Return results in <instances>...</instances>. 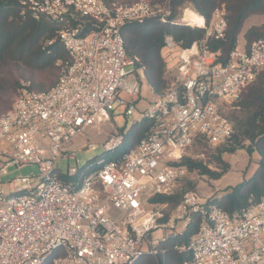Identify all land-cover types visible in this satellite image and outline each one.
<instances>
[{
	"label": "built area",
	"instance_id": "built-area-1",
	"mask_svg": "<svg viewBox=\"0 0 264 264\" xmlns=\"http://www.w3.org/2000/svg\"><path fill=\"white\" fill-rule=\"evenodd\" d=\"M18 6L23 17L61 25L56 35L69 60L53 87L36 92L22 85L0 115V264H133L143 253L156 256L166 238L181 236L193 213L200 221L188 243L178 247L188 252L182 264H264V195L232 214L192 190L170 213L168 202L152 200L175 194L188 172L178 163L196 135L211 146L231 138L234 129L223 105L238 101L264 66V36L248 48L236 46L223 63L204 41L183 48L166 37L164 49L176 54L177 70L169 88L153 93L141 113L155 120L148 135L121 159L108 160L123 131L112 135L98 160L83 171L61 173L55 169L59 157L77 161L63 151L65 145L112 119L115 105L126 112L130 103L121 93H140L142 69L125 51L122 27L152 18L171 22L169 0H19ZM201 17V25L188 23L205 28L206 37L223 38V6L208 23ZM27 164H36L39 174H18L4 191L1 177ZM109 207L119 215L108 213Z\"/></svg>",
	"mask_w": 264,
	"mask_h": 264
},
{
	"label": "trees",
	"instance_id": "trees-1",
	"mask_svg": "<svg viewBox=\"0 0 264 264\" xmlns=\"http://www.w3.org/2000/svg\"><path fill=\"white\" fill-rule=\"evenodd\" d=\"M102 1L106 4L115 2L131 5L137 0ZM154 1H150V4H154ZM18 4L19 0H0V68L6 63L20 64L34 74L33 78L28 77L26 87L36 92L47 91L56 84L64 62L69 60L68 52L56 35L61 25L48 20L23 17L19 13ZM169 5L171 22L163 24L152 18L143 23L129 22L121 30L126 53L134 59L135 65L143 70L146 82L155 94L165 92L171 82L165 76L166 62L162 55L166 37H171L183 48L191 46L194 42L204 41L203 46L214 54L215 61L223 63L227 60L229 52L237 46L245 20L251 15H264V0H169ZM221 6L224 8L227 23L223 38L206 37L205 28L179 21L183 9L190 8L203 16L208 23L213 11ZM262 36L264 24L249 26L243 33L244 48H248L253 40ZM50 40L52 42L48 43ZM7 88L9 85L0 79V92L6 91ZM20 88L21 85L16 83L8 90L13 93L17 91V95ZM233 105L235 110L230 115L225 114V111L223 114L231 121L234 131L228 141L219 144L215 159L221 163V154L233 153L240 148L257 152L259 158L250 176L226 189L219 196L208 199L231 214L243 206L255 203L264 195V66L243 89L239 100ZM11 107L12 105H8L4 109L8 111ZM1 111L3 108H0ZM154 124L153 118L142 117L133 121L130 127L122 132L121 143L106 159H121L125 152L148 135ZM202 143H206L204 138L196 135L189 149ZM178 164L185 165L187 170H196L200 174L208 175L211 179L219 178L227 170L226 163L219 171L212 170L190 154H186ZM60 177L63 180L71 178L65 174ZM76 177L78 174L74 176ZM152 200L176 205L180 202L181 195L175 193L170 197L157 196ZM199 221L200 215L193 213L181 236L166 238L157 245L156 256L143 253L133 264H182L188 257V252L180 251L178 247L188 243L197 231Z\"/></svg>",
	"mask_w": 264,
	"mask_h": 264
},
{
	"label": "rangeland",
	"instance_id": "rangeland-1",
	"mask_svg": "<svg viewBox=\"0 0 264 264\" xmlns=\"http://www.w3.org/2000/svg\"><path fill=\"white\" fill-rule=\"evenodd\" d=\"M146 1L150 3V1L153 0ZM164 1L165 0H155L154 4L152 5L162 4ZM186 9H183L182 13L180 14V20L182 19L183 12ZM253 24H264V15H251L245 20L238 36V48L243 46L244 31ZM187 25L196 27L198 26L196 24L189 23ZM163 56L166 62L165 76L171 80L176 74L177 56L175 53H171L166 49L163 51ZM138 76L141 82L140 93L132 95L121 93L120 95L130 103V107L127 109V111L124 112V106L115 105L112 119L97 123L96 125L83 130L77 137L67 143L63 148V151L67 154H73L77 158V161L74 157L69 159L65 158V156H63V158L59 157L56 160L55 169L59 170L61 173H66L69 168L81 169L87 166L89 163L98 160L104 153V148L102 146L103 142H105L112 135H118L122 131H126L133 121L140 119L141 113L148 107L149 99L151 98L153 92L147 84L142 70H139ZM28 77L33 78L34 74L32 71L24 68L20 64L6 63L0 68V79L5 81L9 85V88L16 85V83L22 87V85L29 82ZM9 88H7V90L4 92H0V108H3V111H1L0 114L6 111V109H4L5 106H10L13 104L16 97L17 91H14L13 93L11 90H8ZM234 110L235 106L232 103H224L223 111H225V114L230 115ZM90 144H95L96 149L91 150L89 148ZM217 147H219V145L211 146L207 143H202L188 149V154L194 155L195 159L202 161L210 169L219 171L223 167V164L226 163L227 170L216 179H211L208 177V175L200 174L196 170H188L187 174L179 181L175 192L180 194L181 198L188 190L195 191L202 201L213 196H219L226 189L241 183L245 178L252 174L259 158L257 152H250L246 148H240L233 153L221 154V163H219L215 159L216 155H218ZM8 171L9 173L7 175L1 177V181L6 183L3 187L4 191L11 190V187L7 182L18 174H39L38 166L36 164H27L20 167L19 169H16L13 166L10 167ZM176 205L167 204L165 209L166 213H170L171 209H173ZM108 213L115 217L119 215V212L112 207H109ZM167 217L168 215L165 216V218Z\"/></svg>",
	"mask_w": 264,
	"mask_h": 264
},
{
	"label": "bare ground",
	"instance_id": "bare-ground-1",
	"mask_svg": "<svg viewBox=\"0 0 264 264\" xmlns=\"http://www.w3.org/2000/svg\"><path fill=\"white\" fill-rule=\"evenodd\" d=\"M183 17L189 23L202 24V17L190 9L185 10Z\"/></svg>",
	"mask_w": 264,
	"mask_h": 264
},
{
	"label": "crops",
	"instance_id": "crops-1",
	"mask_svg": "<svg viewBox=\"0 0 264 264\" xmlns=\"http://www.w3.org/2000/svg\"><path fill=\"white\" fill-rule=\"evenodd\" d=\"M241 48H244V39H243V46L241 47ZM163 51H164V49H163ZM163 51H162V55H163ZM174 77V76H173ZM172 77V78H173ZM172 80V79H171Z\"/></svg>",
	"mask_w": 264,
	"mask_h": 264
}]
</instances>
